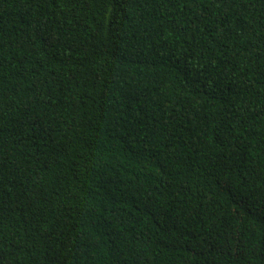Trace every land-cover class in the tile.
<instances>
[{
	"label": "trees",
	"instance_id": "16d2710c",
	"mask_svg": "<svg viewBox=\"0 0 264 264\" xmlns=\"http://www.w3.org/2000/svg\"><path fill=\"white\" fill-rule=\"evenodd\" d=\"M0 264H264V0H0Z\"/></svg>",
	"mask_w": 264,
	"mask_h": 264
}]
</instances>
